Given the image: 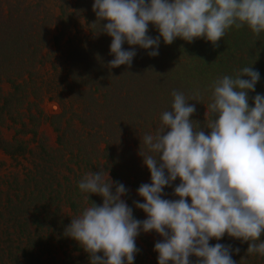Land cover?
I'll list each match as a JSON object with an SVG mask.
<instances>
[{"label":"trees","instance_id":"obj_1","mask_svg":"<svg viewBox=\"0 0 264 264\" xmlns=\"http://www.w3.org/2000/svg\"><path fill=\"white\" fill-rule=\"evenodd\" d=\"M53 1L59 11L55 23L44 13L42 0H0V129L7 123L19 127L15 131L19 139L11 142L4 141L0 133V150L12 160L36 158L34 169L47 175L57 167L74 179H82L86 173L104 169L113 181L125 185L128 193L122 199L133 209L134 218L143 221L147 216L134 201L143 202L137 190L150 183L151 177L139 150L147 152L143 137L155 134L161 127L162 113L171 110L172 91L183 92L195 105L190 119L207 132V123L213 118L208 111L213 82L224 76L235 78L244 67L252 66L260 74L255 91L248 93L253 106L254 96L264 94V32L257 35L247 25H233L216 47L203 38L192 43L177 38L171 45L161 38L158 56L149 55L152 49L135 46L131 67L110 69L108 62L114 58L110 55L111 37L99 35V27L91 26L96 21L94 0ZM51 26L58 32L53 39L55 50L43 54ZM147 34L159 36L151 24ZM123 48L128 50L129 45L125 43ZM57 63L60 71L55 73ZM45 65L51 66L53 76L43 71ZM2 85L9 93L2 91ZM46 97L59 103V115L43 116L39 105ZM43 123H49L57 133L55 148L47 147L38 134ZM28 136L31 139L22 140ZM30 145L36 146L37 153ZM80 169L86 173L76 177L74 171ZM179 183L177 179L172 187H165L163 198L178 199L173 192ZM89 195L65 194V206L82 212L91 202L102 205L100 196ZM162 239L154 231H141L136 238L139 252L134 264H158L154 245ZM260 241L264 242V233ZM209 243L231 246L236 264H264V255L247 253L250 242L225 234ZM70 260L65 256L62 263L74 264ZM83 261L90 264L88 254H83ZM190 264H197V258L190 257Z\"/></svg>","mask_w":264,"mask_h":264},{"label":"clouds","instance_id":"obj_2","mask_svg":"<svg viewBox=\"0 0 264 264\" xmlns=\"http://www.w3.org/2000/svg\"><path fill=\"white\" fill-rule=\"evenodd\" d=\"M92 11L91 26L111 37L110 69L131 67L135 46L158 56L161 38L166 45L177 38L187 43L203 38L216 47L233 25L264 32V0H94ZM150 24L158 37L147 34ZM259 79L251 66L235 78L213 82L207 132L190 119L195 105L183 92L172 91L171 110L162 113L155 134L143 137L147 152L139 150L151 182L139 186L143 202L134 205L147 219L134 218L122 199L128 189L109 172L83 176L79 190L100 196L103 203L91 202L71 218L64 235L89 255L90 264H134L141 231L163 238L154 245L158 264H190L193 256L197 264H236L231 246L209 243L225 234L250 242L248 254L264 255V94H256L251 107L248 97ZM177 179L173 194L178 199L163 198L165 187Z\"/></svg>","mask_w":264,"mask_h":264},{"label":"rangeland","instance_id":"obj_3","mask_svg":"<svg viewBox=\"0 0 264 264\" xmlns=\"http://www.w3.org/2000/svg\"><path fill=\"white\" fill-rule=\"evenodd\" d=\"M42 7L52 23H55L59 16L56 3L53 0H42ZM57 34L54 26H51L43 54L54 52L53 39ZM55 65L54 72L58 73L60 68L58 63ZM43 71L48 76H53L50 65H45ZM2 91L7 94L9 88L2 85ZM39 110L46 118L61 113L59 103L48 97L42 100ZM17 129L18 126L7 123L6 127L0 129L1 138L6 142L19 139V136H15ZM38 134L47 147H56L57 133L49 123L40 124ZM29 138L31 139L28 136L22 140ZM29 148L37 153L35 145H30ZM28 161L12 160L0 150V264H65L62 263L65 256H70V263L84 264L83 249L76 241L64 235L71 218L81 213L66 207L64 196L82 195L79 188H76L81 179H74L73 175L69 176L57 167L52 168L50 175L43 174L33 167L37 163L36 158L30 157ZM85 173L86 170L81 169L74 171L76 177ZM44 247L48 251L42 252Z\"/></svg>","mask_w":264,"mask_h":264}]
</instances>
